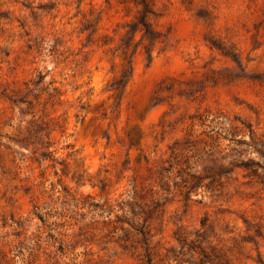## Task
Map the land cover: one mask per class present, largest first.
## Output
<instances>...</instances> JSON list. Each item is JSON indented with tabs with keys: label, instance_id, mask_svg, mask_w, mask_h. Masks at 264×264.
I'll return each mask as SVG.
<instances>
[{
	"label": "rangeland",
	"instance_id": "obj_1",
	"mask_svg": "<svg viewBox=\"0 0 264 264\" xmlns=\"http://www.w3.org/2000/svg\"><path fill=\"white\" fill-rule=\"evenodd\" d=\"M0 264H264V0H0Z\"/></svg>",
	"mask_w": 264,
	"mask_h": 264
},
{
	"label": "trees",
	"instance_id": "obj_2",
	"mask_svg": "<svg viewBox=\"0 0 264 264\" xmlns=\"http://www.w3.org/2000/svg\"><path fill=\"white\" fill-rule=\"evenodd\" d=\"M144 6H146L145 4H143Z\"/></svg>",
	"mask_w": 264,
	"mask_h": 264
}]
</instances>
